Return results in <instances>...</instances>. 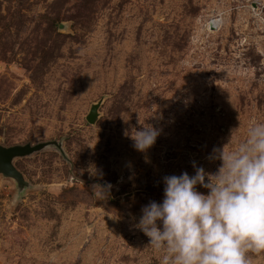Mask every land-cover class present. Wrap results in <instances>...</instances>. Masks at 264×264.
<instances>
[{"label":"rangeland","instance_id":"1","mask_svg":"<svg viewBox=\"0 0 264 264\" xmlns=\"http://www.w3.org/2000/svg\"><path fill=\"white\" fill-rule=\"evenodd\" d=\"M254 121L264 0H0V144L61 145L14 159L20 192L0 174V264H162L141 208ZM149 124L142 153L130 135Z\"/></svg>","mask_w":264,"mask_h":264},{"label":"clouds","instance_id":"2","mask_svg":"<svg viewBox=\"0 0 264 264\" xmlns=\"http://www.w3.org/2000/svg\"><path fill=\"white\" fill-rule=\"evenodd\" d=\"M160 134L149 124L130 138L144 153ZM209 159L221 162L215 171L193 161L194 174L164 176L162 201L141 208L135 227L162 264H252L249 252L264 250V122L254 121L236 147H214ZM100 188L108 198L111 185Z\"/></svg>","mask_w":264,"mask_h":264},{"label":"water","instance_id":"3","mask_svg":"<svg viewBox=\"0 0 264 264\" xmlns=\"http://www.w3.org/2000/svg\"><path fill=\"white\" fill-rule=\"evenodd\" d=\"M97 105H92L86 119L89 122H93L96 117ZM50 145H56L61 150V145L55 140L40 141L36 143H18L12 145L0 144V174L4 177L10 178L14 181L18 192L27 188L29 183L24 179L23 174L15 167L14 159L17 157H23L33 152L48 147Z\"/></svg>","mask_w":264,"mask_h":264}]
</instances>
